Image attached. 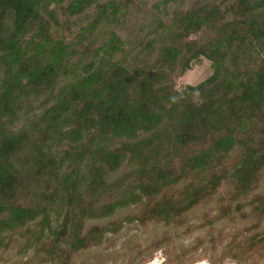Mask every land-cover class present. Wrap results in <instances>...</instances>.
I'll list each match as a JSON object with an SVG mask.
<instances>
[{"label":"trees","instance_id":"trees-1","mask_svg":"<svg viewBox=\"0 0 264 264\" xmlns=\"http://www.w3.org/2000/svg\"><path fill=\"white\" fill-rule=\"evenodd\" d=\"M236 219L214 264L264 246V0H0V264H73L154 225L123 262L147 264Z\"/></svg>","mask_w":264,"mask_h":264},{"label":"rangeland","instance_id":"rangeland-1","mask_svg":"<svg viewBox=\"0 0 264 264\" xmlns=\"http://www.w3.org/2000/svg\"><path fill=\"white\" fill-rule=\"evenodd\" d=\"M212 74L210 63L204 59L201 60L199 65H193L191 70L187 71L184 76L178 81V86L196 85ZM209 209L212 207H208ZM211 210V209H210ZM207 208L199 209L194 215L192 220L187 223V226H197L203 223V220L213 216ZM245 228L241 219H236L233 223H224L217 227L209 228L208 230H196L193 233L186 234L184 230L180 231L178 241L180 244L166 247L154 253L152 260L147 264H177L180 251H187L184 263L191 260H198L194 264H214L219 261L225 253L226 246L230 242V234ZM162 232L161 228L154 225H148L144 228L127 226L124 227L121 233L112 238L109 243L102 246V252H92L80 254L74 258L73 264H123L125 257L130 253L133 245L145 246L151 238H156ZM210 232V233H209ZM212 234L214 238L219 240L217 246H208V234ZM210 236V237H211ZM198 241H206L205 246L200 249L195 245ZM130 247V248H129ZM183 248V249H180ZM13 256V255H11ZM250 264H264V246L251 256ZM15 259V257H14ZM16 261V259H15ZM93 261H96L93 263ZM1 263V261H0ZM125 264V263H124ZM224 264H236L235 262L226 259Z\"/></svg>","mask_w":264,"mask_h":264},{"label":"bare ground","instance_id":"bare-ground-1","mask_svg":"<svg viewBox=\"0 0 264 264\" xmlns=\"http://www.w3.org/2000/svg\"><path fill=\"white\" fill-rule=\"evenodd\" d=\"M199 264V263H198Z\"/></svg>","mask_w":264,"mask_h":264}]
</instances>
